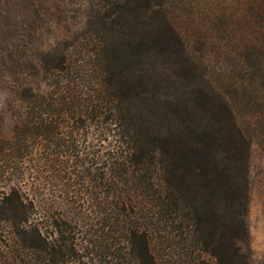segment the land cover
Masks as SVG:
<instances>
[{
    "label": "trees",
    "instance_id": "16d2710c",
    "mask_svg": "<svg viewBox=\"0 0 264 264\" xmlns=\"http://www.w3.org/2000/svg\"><path fill=\"white\" fill-rule=\"evenodd\" d=\"M230 1L199 28L180 0H92L83 32L41 51L46 89H14L0 139L1 233L23 264H83L68 220L23 197L49 184L89 205L116 264H249L251 136L227 91L264 120V0ZM217 49L233 68L213 74Z\"/></svg>",
    "mask_w": 264,
    "mask_h": 264
},
{
    "label": "rangeland",
    "instance_id": "374dc122",
    "mask_svg": "<svg viewBox=\"0 0 264 264\" xmlns=\"http://www.w3.org/2000/svg\"><path fill=\"white\" fill-rule=\"evenodd\" d=\"M180 1L182 5L175 9L179 11L178 15H181L186 25L197 24L199 28L215 25L219 9L229 6H233L234 9L238 7L230 0ZM91 7L92 0H0V139L10 138L11 130L19 115L14 89L21 86L41 91L46 89L38 67L41 51L48 49L65 35L81 34ZM217 51H211L208 60L210 71L219 74V71L227 65L231 70L233 65L227 63L224 56ZM229 90L227 97L233 101L239 126L251 136L248 166L250 202L247 217L249 240L243 249L249 257V264H264V120L254 118L256 113L249 109L250 106L246 103L248 96L240 100L241 96ZM109 148L108 144L102 147L95 144L93 151L105 153ZM107 154L108 152L104 155ZM92 160L88 159V161ZM105 160L96 161L104 166L102 161ZM22 189L28 188L23 185ZM30 190L33 189L29 188L28 194H24L23 197L34 200L39 209L38 213L68 220L65 226L67 232L63 238L73 249L74 254L67 258L72 261L78 258L83 264H116L114 261L116 252L107 251L104 249L106 248L104 244V247H95L97 228L92 221L94 211L89 205L86 207L87 203L83 204L81 196L70 199L54 184L45 185L36 191ZM0 234H2L0 264L25 263L18 256L16 245L10 241L7 234L1 233V227ZM170 262L169 264H184L183 258L179 260L177 255L173 256ZM70 264L81 263L70 262Z\"/></svg>",
    "mask_w": 264,
    "mask_h": 264
}]
</instances>
